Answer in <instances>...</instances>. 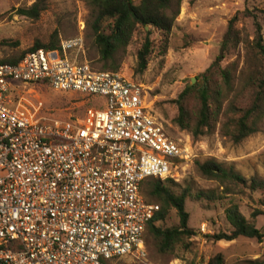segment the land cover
Masks as SVG:
<instances>
[{"label": "built area", "instance_id": "1", "mask_svg": "<svg viewBox=\"0 0 264 264\" xmlns=\"http://www.w3.org/2000/svg\"><path fill=\"white\" fill-rule=\"evenodd\" d=\"M79 27L56 48L0 60V264H157L145 232L160 206L142 186L199 156L168 132L141 83L91 65ZM26 85L103 105L46 118L42 102L22 95Z\"/></svg>", "mask_w": 264, "mask_h": 264}, {"label": "rangeland", "instance_id": "2", "mask_svg": "<svg viewBox=\"0 0 264 264\" xmlns=\"http://www.w3.org/2000/svg\"><path fill=\"white\" fill-rule=\"evenodd\" d=\"M37 0H0V58L14 57L29 49L35 42H48L56 36L62 38L76 35L80 31V22L87 19L88 10L84 0H38L42 7L38 18H29L18 14L17 9L29 7ZM137 2L138 0H134ZM245 8L257 15L264 42V0H182L179 14L167 35V47L163 52V35L152 28L149 38L153 48L146 69L135 71L137 51L146 33L140 26L134 31L124 50H118L115 60L120 61L117 72L130 76L141 83L146 90V102L163 122L168 132L183 141L188 138L198 152L195 161H188L173 171L174 182L181 187L189 185L192 191L222 190L219 182L204 177L197 169L196 162L214 158L227 168L233 169L245 179L252 177L264 179V120L259 130L240 143L234 144L222 136L220 121L213 132L194 139L190 133L180 130L172 122L177 107L172 102L186 86H193L197 77L214 61L219 54L220 45L227 29L229 19ZM236 27L247 38L221 62V66L234 63L235 86L239 89L254 60L264 68V59L251 46L255 37V26L251 17L240 16ZM145 29V30H149ZM56 33V34H55ZM53 35V36H52ZM86 58L96 69L103 62L92 44V38L83 30ZM250 62V63H249ZM243 70L244 72L240 71ZM195 78L192 83L191 80ZM24 98L31 102H42L40 115L46 118H79L88 106L103 105V99L95 96L80 95L73 92H60L44 86L26 85L21 88ZM249 93L242 96L246 103ZM145 182L142 194L146 199L159 204L147 192ZM253 198L242 193H230L215 201H193L187 198L185 209L189 213L188 226L195 235L185 239L177 248V258L186 263L207 264L216 255H221V264H264V240L239 236L233 240H214L212 235L229 233L232 229L225 217V208L236 203L245 218L251 220V211L259 208L262 214L255 217L257 228L264 232V207L258 206V192ZM178 223L174 209L169 211L165 220L158 224L170 227ZM148 257L152 263L162 264L172 256L158 254L151 238L145 232Z\"/></svg>", "mask_w": 264, "mask_h": 264}, {"label": "trees", "instance_id": "3", "mask_svg": "<svg viewBox=\"0 0 264 264\" xmlns=\"http://www.w3.org/2000/svg\"><path fill=\"white\" fill-rule=\"evenodd\" d=\"M182 0H84L88 10L84 29L92 38V44L97 50L99 59L103 62L102 70L117 71L120 61L115 60L118 50H124L129 44L134 31L140 26L146 36L137 51L135 71L143 72L148 64L153 48V41L149 38L151 29L163 35V52L167 47V35L179 14ZM42 7L39 1L29 7L18 8V14L38 18ZM264 13V11H263ZM240 16L251 17L255 26V37L251 46L264 59V42L261 26L257 15L247 8L236 12L228 21L227 29L220 45L219 54L214 61L197 77L193 86H186L172 102L177 107V114L172 122L180 130H184L197 139L214 131L220 121L222 136L237 144L259 130L264 120V68L258 62L251 60L248 64L247 75L242 87L235 86L237 70L234 63L221 66L225 57L235 51L247 38L236 27ZM148 27L149 30H145ZM56 34V33H55ZM53 36V35H52ZM59 39L52 37L48 42H35L29 49L18 56L0 58L1 61L14 63L23 55L38 48H56ZM244 72L243 67L240 71ZM247 92L249 97L242 103V96ZM198 171L208 179H214L222 186V190L192 191L189 185L181 187L171 178H148L147 194L159 202L160 209L149 221L146 232L151 238L154 250L161 255L177 258V248L185 239L195 235V231L188 226L189 213L185 209V201H215L230 193H242L253 198L258 192L256 200L258 206L264 207V179L252 177L245 179L231 168L223 166L214 158L203 162H196ZM144 182V184H145ZM148 201H151L147 199ZM152 202V201H151ZM174 209L178 216V223L170 227H163L158 223L165 220L169 211ZM225 217L232 227L229 233L212 235L214 240H233L239 236L264 240V232L257 228L253 219L262 214L261 209L251 211V220L245 218L236 203H230L224 210ZM221 255H216L207 264H221ZM188 264H193L189 262Z\"/></svg>", "mask_w": 264, "mask_h": 264}, {"label": "water", "instance_id": "4", "mask_svg": "<svg viewBox=\"0 0 264 264\" xmlns=\"http://www.w3.org/2000/svg\"><path fill=\"white\" fill-rule=\"evenodd\" d=\"M146 29H148V27H146ZM195 81V78H193L192 80H191V82L193 83Z\"/></svg>", "mask_w": 264, "mask_h": 264}]
</instances>
